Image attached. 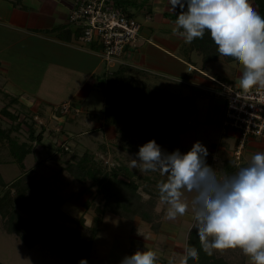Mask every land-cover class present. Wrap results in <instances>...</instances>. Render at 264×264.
I'll use <instances>...</instances> for the list:
<instances>
[{
	"label": "trees",
	"instance_id": "16d2710c",
	"mask_svg": "<svg viewBox=\"0 0 264 264\" xmlns=\"http://www.w3.org/2000/svg\"><path fill=\"white\" fill-rule=\"evenodd\" d=\"M115 1L116 5L121 2ZM254 2L256 12L264 17V0ZM124 13L128 14L125 11ZM79 34L78 30L74 35L76 41ZM182 49L184 53L180 55L184 61L183 69L187 72L188 64L194 66L187 72L188 76H204L205 64L218 59L223 62L234 61V58L221 56L217 52L208 32L203 39H194ZM191 53L200 58L201 68L196 67ZM178 73H182V70ZM159 78L160 75L156 72L127 62L118 64L114 71H105L97 83L102 90V102L93 109L94 114L90 116L94 119V124L99 123L106 130V142L109 144L101 142L97 150L88 147L78 149L63 143L57 145L56 152L67 156L64 165L59 169L60 172L70 175L73 180L94 191L92 197L85 198L81 203L82 212L77 217L70 216L61 209L64 198L51 200L44 195L47 179L33 178L24 161L25 157L32 153L34 144L41 142L45 122L38 124L37 129L33 123L35 114H30L29 110L23 112L17 109L14 107L17 104L16 98L2 93L8 101L0 107V164H14L20 170V174L9 181L0 173L2 229L15 235L26 247L31 248L39 244L50 256L65 259L70 264L87 262L93 237L106 213L130 221L137 217L157 234L167 207L161 204L156 189V184L163 177L158 172H147L139 177L136 170L125 162L115 159L109 166L99 157L108 153V146L112 150L136 154L139 146L149 140H155L167 153L177 149L183 153L182 148L175 142L183 132L193 127L190 120H187L188 108L181 102L182 94L160 89L155 80ZM216 79L227 81L221 77ZM185 81L180 80V85L189 83ZM199 94L212 95L206 91ZM69 104L70 112L74 105ZM55 111L60 114L58 108ZM37 113L43 116L42 108ZM83 116H88L87 108ZM23 128L26 137L20 139V131ZM246 164L241 160L239 163L225 160L222 162L221 171L224 174H233L238 166ZM159 204L160 208L157 209ZM88 212L91 213L90 233L86 235L80 233L77 227L85 224L84 214ZM186 242L199 251L198 261H190V264H251L246 263L243 257L233 262L224 251H215L212 256L206 255L201 249L195 229L191 233L187 231ZM133 252L135 250L130 249L127 255ZM162 264H167V259L162 258Z\"/></svg>",
	"mask_w": 264,
	"mask_h": 264
},
{
	"label": "rangeland",
	"instance_id": "374dc122",
	"mask_svg": "<svg viewBox=\"0 0 264 264\" xmlns=\"http://www.w3.org/2000/svg\"><path fill=\"white\" fill-rule=\"evenodd\" d=\"M3 0H0V17L4 15V7ZM4 2V1H3ZM249 2L254 3V0H249ZM123 5V4H122ZM159 7V6H158ZM145 9L149 10L150 7L147 5ZM2 12V13H1ZM133 17L140 23L142 22V18L133 14ZM4 18L3 16L1 17ZM175 21V20H174ZM172 21H170L171 23ZM3 23H0V81L4 82V77L9 79L15 85L21 87L24 91L26 97H31V93L33 95L40 96V98H46L50 101L58 100L61 96H63L67 91L69 86H72L73 83L77 81V77L73 76L71 72H68L64 69V67L59 68V61H65V58L57 53L56 51L51 52V57H54V62L56 63H48L45 55L49 56L48 53L45 52V48L43 47H30L31 43L28 41H22L16 43L13 47H5L4 45V26ZM174 24V23H172ZM145 29V27H143ZM161 34L159 31L157 34L153 35L152 39H158ZM175 35V34H174ZM176 37L178 35H175ZM181 41L184 42L183 38ZM16 39V38H15ZM140 41L138 40V43ZM4 45V46H3ZM29 48H26V46ZM17 46L19 48H17ZM27 46V47H28ZM183 46L180 48H175L178 54L184 53ZM174 48V47H173ZM35 50L31 52V50ZM131 51L129 49L126 53ZM132 53L128 56H130ZM152 63L151 71L156 72L160 75L159 79H155L158 81L156 83L159 85L162 91H176L178 89H184L185 93L189 92L190 86L181 87L180 83L176 80L179 79L176 74H168V73H176L181 68H183V63L175 60L173 55H169L167 52L157 51L152 48L150 54H148ZM127 56V57H128ZM190 56L192 60L195 62L197 68H201V60L195 54L191 53ZM4 61V62H3ZM3 62V63H2ZM8 65V69L4 73V69ZM63 66V65H62ZM118 65H115L110 68V71L116 70ZM179 69V70H178ZM203 72L205 75H211L213 77H221L225 78L230 83L235 86H239V78L242 73V66L237 61L231 62H223L220 59L216 61H212L210 63L205 64L203 67ZM166 73V74H165ZM154 80V79H153ZM167 80V81H166ZM167 83V84H166ZM1 85V84H0ZM3 87V86H2ZM8 84H4L3 88L7 89ZM189 87V88H188ZM102 90L97 86L90 92L89 96L91 99H97L99 102L102 97ZM179 92V91H178ZM206 95V94H205ZM213 97L211 94L206 96H202V98H198L195 100L196 108L193 112L187 116V120H190L192 124V130L194 134H192L194 142L199 141L202 143L208 150V155L206 157V163L210 165L213 169L217 170L218 175H224V173L219 170L221 169L222 157H220V149L225 146L224 142H227L228 145L233 148L234 143L233 139L235 138V133L232 130L228 131L227 134L220 133V123L219 117L221 113V99L220 97L213 103ZM0 107L2 106V100L4 98V103L8 101L6 97H3L2 92H0ZM181 102H185V98H180ZM201 99V100H200ZM201 103L204 105L207 104L208 109H201ZM62 104V102L60 103ZM59 104V105H60ZM59 105H55L53 108H58ZM35 106V104H34ZM212 106V107H211ZM188 106H186L187 108ZM52 108V109H53ZM17 109L20 110L19 107ZM59 109V108H58ZM22 110V109H21ZM24 112V110H22ZM27 112V111H26ZM190 110H188V113ZM30 119H28L29 121ZM34 126L39 129L38 124L34 120ZM44 123V122H43ZM46 129L44 131L45 141L49 140L47 144V148L41 150L37 148L32 151V153L28 154L25 157V163L27 167L35 168V172L30 171L31 176L37 177L39 174L43 175H51L54 174V169L63 165V160H65L66 156L55 152L56 146L61 143V139L52 135L50 130L54 129V124L51 122H47ZM72 125V124H69ZM56 127V126H55ZM57 128V127H56ZM58 129V128H57ZM23 130V131H22ZM20 131L19 138L23 139L26 137L25 129L23 128ZM59 130V129H58ZM86 130L85 126L82 128H78L77 131ZM93 130V129H92ZM189 130V129H188ZM57 131V130H56ZM88 130H86L85 135L89 134ZM184 133V132H183ZM186 134V133H185ZM184 134V135H185ZM90 135V139L85 140V138H79L78 141L82 142V146H86L91 150H97V146L101 143L102 138L99 133H95L92 131ZM253 138V137H250ZM252 143L246 144V149L255 152H249L247 154V162L250 161L251 156L258 151H264V140H260L258 138L251 139ZM75 141V140H74ZM77 141V140H76ZM184 139H181L179 136L176 140L175 144L179 145L182 148L183 153L187 152L192 145L187 144ZM217 144L216 149V160L211 163L210 157L213 152V144ZM254 142L259 143L255 145ZM254 143V144H253ZM109 144V143H107ZM255 145V146H254ZM109 150L106 155H102L99 157L102 159L103 163L107 165H111L113 161L121 160L125 162L129 166L130 157L135 158V153L122 152L118 149L112 150L110 146H108ZM245 151V150H244ZM2 152V151H0ZM218 156L220 158H218ZM45 159L39 164H35L36 161H40ZM44 162H47L44 164ZM35 164V165H34ZM138 173L139 177H142L147 172H141L138 168L135 169ZM0 173L2 177L9 181L13 178H16L20 174V170L14 164H0ZM61 176V177H60ZM33 177V178H34ZM59 179H50L49 183L46 185V189H44V195L49 197L51 200H57V198H64V202L61 205V209L69 214L70 216H79L82 212L81 203L85 198L92 197L94 194L93 189H89L85 185H81L72 179L70 175L65 174L63 177L62 174H59ZM2 187L0 186V191ZM159 204L157 209L160 208ZM167 208V207H166ZM166 213V209H165ZM91 213H85V224L83 226H78L77 230L80 233L89 235L90 233V215ZM192 223L191 219V211L183 216L178 217L175 221H170L165 218V214L163 216V222L160 227V230L157 234L153 233L147 226L146 223L140 221L137 217L130 221L127 219H123L111 213H106L103 217V221L100 224L98 230L96 231L93 241L92 247L90 251L89 258L87 260V264H120L121 259L128 254L130 249L133 250H144V249H153L155 250L161 258L168 259L169 257H174L177 261L179 257L183 254V249L185 246L187 231ZM67 224V223H66ZM69 224V223H68ZM225 255L230 258L233 262H236L238 259L243 257L244 261L247 263H251L249 258L246 257L240 249H227L224 250ZM0 264H70L65 259H60L57 257L50 256L42 246L39 244H35L33 247H26L15 235L6 233L1 226L0 219Z\"/></svg>",
	"mask_w": 264,
	"mask_h": 264
},
{
	"label": "clouds",
	"instance_id": "9594fccd",
	"mask_svg": "<svg viewBox=\"0 0 264 264\" xmlns=\"http://www.w3.org/2000/svg\"><path fill=\"white\" fill-rule=\"evenodd\" d=\"M176 13L173 34L186 44L203 39L206 32L221 56L234 58L242 66L239 86L249 91L264 87V17L249 0H168ZM207 148L196 141L185 153H167L155 140L139 146L129 167L158 172L159 200L166 205L165 218L175 221L191 211L193 229L208 256L215 251L240 249L251 264H264V151L251 156L233 174L218 175L206 163ZM199 251L185 243L178 264L198 261ZM81 264H87L81 261ZM120 264H162L153 249H138ZM167 264H177L174 257Z\"/></svg>",
	"mask_w": 264,
	"mask_h": 264
},
{
	"label": "crops",
	"instance_id": "0c3cea01",
	"mask_svg": "<svg viewBox=\"0 0 264 264\" xmlns=\"http://www.w3.org/2000/svg\"><path fill=\"white\" fill-rule=\"evenodd\" d=\"M3 1L2 3L4 7V15L2 16L4 18L2 19L1 18L2 16L0 17V23H3L2 25L4 26L5 47H13L18 42L20 43L22 41H28L29 43L32 44V46L30 47L33 46L43 47L45 48V52L48 53L49 55L51 52L56 51L57 53H60L62 57L65 58V61L62 62L59 61L60 66L58 67L59 68L64 67L65 70L71 72L72 75L77 77L78 79L75 83L72 84V86H69L68 91L63 96H61L58 100L55 101L53 100L50 101L47 100L46 98L45 99L40 98V96L33 95L32 93H31V97H26L21 87L15 85L5 77H4V82L0 81L1 84L0 89L2 90V93L8 94V97H15L17 100V104H15L14 107L16 108L19 107L22 110H29L30 114L36 115L39 109L42 108L43 116H40L38 113L37 116L43 118L45 122L44 125L45 129L47 126L46 125L47 122L50 123L52 122L54 124L53 126L55 130H50L48 132H50L55 137L60 138L62 140L61 143L63 144H66L70 147L83 149L86 146L85 145L82 146L81 145L82 142L78 141V139L79 138H85V140L86 138L90 139L89 134H91L92 131H94L95 133H99L101 135L102 138L101 142H106L108 137V135L106 134V130L99 123L94 124V119H92V117L90 116L94 114L93 109L94 108L96 109V107L101 105L100 103L102 102V97L101 100L98 102L97 99L95 98L91 99L89 94L96 86L99 88V85L97 84L98 78L105 71L109 72L110 68H107L103 64V62L99 60V58L94 52V48L90 44H83L74 39V35L78 30H73L72 26L67 20V14L70 11V9L73 7V3L75 0H3ZM120 1L121 2H119V4L117 3V5L120 8H122L123 11L127 12L131 16H133L134 14L142 18V22H140V29L138 32L135 46L129 48L131 49L130 52L132 54L128 56L130 52L128 53V55L127 53H125L122 57L123 62H127L151 71L152 59H150L148 54H150L152 48L156 49L157 51L167 52L169 55L172 54L175 60L179 62H184L182 55L178 54L177 51L174 50L175 48L178 47L180 48L181 46L186 45V43L181 41L182 39H179L178 36L176 37L172 31L173 27L175 26L172 23H174L176 13L180 11L178 7L176 8L175 12L172 13L170 11V5L168 3V0H120ZM250 4L256 11V5H254L252 2ZM146 5L150 7L149 10L145 9ZM170 21L172 22L170 23ZM143 27H145V29ZM159 31L161 32V34L159 35L160 37L156 40L152 39L153 35L157 34ZM138 40L140 41L139 43ZM27 46L26 48H29V46L28 47ZM19 47L17 46V48ZM30 50L31 52L35 51V50L32 51V49ZM48 51H50V53ZM45 56L49 58L47 59L48 63H52V62L55 63L54 57H51L53 55H50V57L47 55ZM6 65L7 66L4 69V73H7L6 71L9 70L8 69L9 64ZM180 70H182V73H178V71H176V73H168V74H176L175 76L179 77L178 79L179 81L186 80L185 82H189V83H183L184 86L185 85L190 86V88L188 87L189 92L185 93L184 89H178L174 92L179 91L178 94L180 93L183 95L182 97L185 98L184 105L188 106L187 108L188 110H190L189 114L191 113V115H193L194 110L197 109L195 100L198 98H202V96L208 95V94L206 95L199 94L195 86L209 85L210 80L208 78L213 76L206 75L208 78L205 75L188 76L186 70H184L183 68ZM156 83H158V81H156ZM4 84L5 85L8 84L7 89L3 88ZM101 95L103 96V94ZM214 97H213L212 106L214 105V101L217 100V98ZM61 102L62 103L69 102L73 104L74 105L73 107H77L79 109V112L75 115L71 110L70 112H68L69 113L68 115L59 114L54 110L53 107L55 105H59ZM3 104H4V98L2 100V105ZM200 106L201 109L203 110L208 109L207 104L204 105V103H201ZM86 108L89 117L83 116V113L85 114ZM220 108H221L220 109L221 113L219 117V123L223 112L222 100H221ZM83 126H85L86 130L91 132L87 134V136L85 135L86 130L80 132L77 131L78 128H82ZM44 131L41 142L34 144L33 151L36 150L37 148H40L41 150L47 148L46 143L49 140H47V142L45 141L46 138L44 137ZM191 133L194 134V131L192 129H189L180 135L181 139L185 140L183 142L188 141L187 144L189 145H193L195 141ZM251 139L254 138H248L242 149L241 161L246 163H248L246 157L247 154H249V152L252 151L255 152L254 150L250 151L246 149V144L249 143L248 141L252 143ZM224 143L225 146L220 149V157H222L221 158L222 162L225 160H232L231 157L232 148L228 145L227 142ZM233 143L235 144V139H233ZM254 143L255 145L259 144L257 142ZM212 144L218 147L217 146L218 143L214 144V142H212ZM54 151L56 152V148ZM220 157L218 156V158ZM65 159H67V156ZM43 161L46 160L43 159L40 161H36L35 164H39V163L43 164L42 163ZM63 161L65 162V160ZM45 163L47 162H44V164ZM60 167L54 169L55 171L54 174L53 173L51 175L39 174L38 178L44 177L47 179L48 181L47 183H49L50 179L52 180L59 179L61 177V176L59 177V174H62L64 177L65 173L60 172L59 170ZM27 168L33 172H35L36 170L35 168L34 169L30 167Z\"/></svg>",
	"mask_w": 264,
	"mask_h": 264
},
{
	"label": "built area",
	"instance_id": "2783aa9c",
	"mask_svg": "<svg viewBox=\"0 0 264 264\" xmlns=\"http://www.w3.org/2000/svg\"><path fill=\"white\" fill-rule=\"evenodd\" d=\"M67 20L73 30H79L77 41L90 44L101 62L111 68L123 63L122 57L130 47L135 46L140 23L131 15L125 14L114 0H75L73 7L67 14ZM194 66L188 64L187 72ZM210 84L196 85L198 92H209L222 98L223 112L220 119V133H235V144L231 157L234 162L241 160L242 149L250 137L264 140V87L255 86L249 91H243L234 84L209 77ZM69 103L59 105L61 115H66ZM57 110V108H54ZM77 114L79 109L73 107ZM36 123L44 120L33 116ZM214 145L210 160H216Z\"/></svg>",
	"mask_w": 264,
	"mask_h": 264
}]
</instances>
